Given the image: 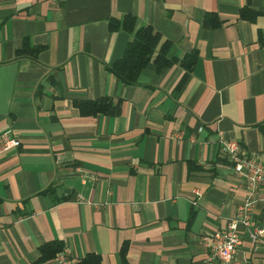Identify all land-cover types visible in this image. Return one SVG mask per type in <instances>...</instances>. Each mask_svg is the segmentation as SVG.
<instances>
[{
  "label": "crops",
  "instance_id": "obj_1",
  "mask_svg": "<svg viewBox=\"0 0 264 264\" xmlns=\"http://www.w3.org/2000/svg\"><path fill=\"white\" fill-rule=\"evenodd\" d=\"M129 14L174 60L135 85L108 69L132 37L109 21ZM102 96L120 113L77 104ZM232 139L264 157V0H0V264H264V187L231 262L202 244L248 195ZM55 240L66 261L38 262Z\"/></svg>",
  "mask_w": 264,
  "mask_h": 264
},
{
  "label": "trees",
  "instance_id": "obj_2",
  "mask_svg": "<svg viewBox=\"0 0 264 264\" xmlns=\"http://www.w3.org/2000/svg\"><path fill=\"white\" fill-rule=\"evenodd\" d=\"M136 17L126 15L123 20L112 17L109 21L111 30L123 28L132 34L122 57L117 59L113 64L108 66L109 71L116 75L124 84L135 85L138 82L141 72L154 59L159 67L171 64L174 60L168 58V50L171 43L163 41L161 34L153 27L147 26L135 30ZM42 46H33L28 40L17 52V57L31 55L36 57L41 51ZM195 59L183 61L186 72L180 80L177 89H179L187 79ZM121 99L115 101L109 96H102L98 99H89L78 102V106L84 114L104 113L107 115H117L121 111ZM65 245L61 241H50L40 247V257L38 262H43L55 258L63 252ZM80 264H101L99 254L90 253L85 256Z\"/></svg>",
  "mask_w": 264,
  "mask_h": 264
},
{
  "label": "built area",
  "instance_id": "obj_3",
  "mask_svg": "<svg viewBox=\"0 0 264 264\" xmlns=\"http://www.w3.org/2000/svg\"><path fill=\"white\" fill-rule=\"evenodd\" d=\"M6 149L21 144L20 140L8 133L1 136ZM223 151L232 163L235 173L244 178L248 195L239 207L237 214L229 220L227 227L212 232H205L201 236L202 244L215 258L231 262L242 243V233L250 229L253 224V210L259 192L264 187V157L243 147L237 140H225ZM263 233L259 228L253 231V238H258ZM61 263L66 261L64 253L59 254Z\"/></svg>",
  "mask_w": 264,
  "mask_h": 264
}]
</instances>
